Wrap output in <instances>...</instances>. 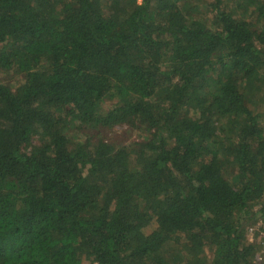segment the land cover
Wrapping results in <instances>:
<instances>
[{
  "label": "trees",
  "instance_id": "trees-1",
  "mask_svg": "<svg viewBox=\"0 0 264 264\" xmlns=\"http://www.w3.org/2000/svg\"><path fill=\"white\" fill-rule=\"evenodd\" d=\"M10 71L0 264H264V0H0Z\"/></svg>",
  "mask_w": 264,
  "mask_h": 264
},
{
  "label": "rangeland",
  "instance_id": "rangeland-1",
  "mask_svg": "<svg viewBox=\"0 0 264 264\" xmlns=\"http://www.w3.org/2000/svg\"><path fill=\"white\" fill-rule=\"evenodd\" d=\"M204 9V8H202ZM21 79L20 75L15 74L13 71H10L6 74L0 73V82L7 83L10 85H17ZM106 106V104H104ZM258 111H261L264 114V102L258 106ZM138 131H133L128 129L127 125H117L111 129H97L89 130L86 133H79L81 138L89 137L92 142L98 141V139H103L115 144H128L130 142L136 141L138 139ZM88 264V262H87Z\"/></svg>",
  "mask_w": 264,
  "mask_h": 264
},
{
  "label": "built area",
  "instance_id": "built-area-1",
  "mask_svg": "<svg viewBox=\"0 0 264 264\" xmlns=\"http://www.w3.org/2000/svg\"><path fill=\"white\" fill-rule=\"evenodd\" d=\"M249 237L255 236L261 245V251L258 258L264 261V219H259L257 222L248 228Z\"/></svg>",
  "mask_w": 264,
  "mask_h": 264
}]
</instances>
